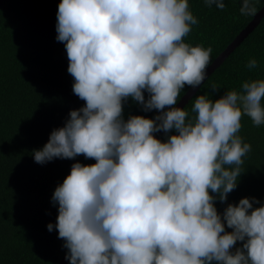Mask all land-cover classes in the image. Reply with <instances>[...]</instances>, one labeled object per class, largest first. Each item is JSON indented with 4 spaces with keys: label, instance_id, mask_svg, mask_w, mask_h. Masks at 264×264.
I'll list each match as a JSON object with an SVG mask.
<instances>
[{
    "label": "clouds",
    "instance_id": "clouds-1",
    "mask_svg": "<svg viewBox=\"0 0 264 264\" xmlns=\"http://www.w3.org/2000/svg\"><path fill=\"white\" fill-rule=\"evenodd\" d=\"M204 3L226 7L225 0ZM240 13L254 15V0H242ZM198 23L189 0L59 4L56 39L84 106L32 155L39 164L81 155L96 161L73 163L54 190L58 217L47 228L64 241L60 262L264 264V206L254 208L260 201L242 198L223 213L215 206L237 187L252 150L239 135L242 118L264 125V78L215 100L197 95L189 118L176 106L180 94L199 88L211 64L210 47L185 42ZM246 67L257 68V60ZM129 98L159 114L125 120ZM161 131L165 140L156 136Z\"/></svg>",
    "mask_w": 264,
    "mask_h": 264
},
{
    "label": "trees",
    "instance_id": "trees-1",
    "mask_svg": "<svg viewBox=\"0 0 264 264\" xmlns=\"http://www.w3.org/2000/svg\"><path fill=\"white\" fill-rule=\"evenodd\" d=\"M61 2L3 0L0 5V264L61 261L67 252L64 241L57 230L49 232L47 228L58 217V205L52 204L54 190L70 174L73 163H96L81 155L39 164L32 155L48 142L54 129L64 126L71 110L84 106L72 91L74 80L67 71L65 44L56 39ZM189 3L199 23L192 26L185 42L210 47L209 68L213 67L199 88L185 86L180 94L178 103L190 92L182 106L192 118L197 95L209 93L215 100L225 91L241 90L246 80L264 78V17L240 45L216 61L264 6V0H254L256 13L248 16L240 13L242 0H225L223 10L208 7L204 0ZM253 58L258 67L249 69L246 65ZM214 85L218 92L212 90ZM158 114L157 110L143 111L131 98L124 104L125 120L131 115L154 118ZM239 135L252 150L244 158L235 190L226 202L217 199L220 213L246 197L260 201L254 208L264 206V125L254 126L244 116ZM166 138V134L161 137ZM236 247H242V242Z\"/></svg>",
    "mask_w": 264,
    "mask_h": 264
},
{
    "label": "water",
    "instance_id": "water-1",
    "mask_svg": "<svg viewBox=\"0 0 264 264\" xmlns=\"http://www.w3.org/2000/svg\"><path fill=\"white\" fill-rule=\"evenodd\" d=\"M3 0H0V5L2 4ZM264 17V6L256 13L254 18L249 22V24L237 35V37L228 45L226 50L220 55V57L217 58L216 61L222 60L225 58L233 49H235L238 45L241 44V42L248 37V35L257 27V25L260 23L261 19ZM213 66V65H211ZM211 71H213V67L209 68L207 70V74H209ZM188 92L176 105L177 107H183L182 103L185 102L189 97ZM165 133L163 131L159 132V135L157 138L161 139V137ZM59 264H64V261L60 262Z\"/></svg>",
    "mask_w": 264,
    "mask_h": 264
}]
</instances>
